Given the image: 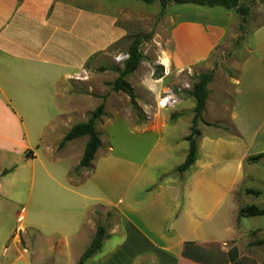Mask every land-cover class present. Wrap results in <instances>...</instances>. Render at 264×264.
Listing matches in <instances>:
<instances>
[{"label":"crops","instance_id":"crops-1","mask_svg":"<svg viewBox=\"0 0 264 264\" xmlns=\"http://www.w3.org/2000/svg\"><path fill=\"white\" fill-rule=\"evenodd\" d=\"M96 2L99 6L91 7ZM177 5L170 6L169 43L157 48L168 54V65L157 60L156 52L154 60L143 58L126 76L145 114L133 123L142 151L125 160L110 155L111 147L97 159L95 154L90 175L73 184L69 172L79 163L86 137L76 150L74 142L81 137L60 149L58 144L71 126L87 119L86 110L93 111L99 98L91 89L86 92L70 83L86 82L87 62L126 37L127 25L119 23L117 12L101 9L100 0H0V198H8L6 184L18 179L29 182L27 199L38 206L55 192L52 198L58 202L62 197L68 205L77 202L71 197L81 198L79 218L64 215L70 222H56L49 232L67 250L70 240L73 249L83 244L70 264L94 236V208L100 209L107 236L85 264H229L233 249L237 258L264 264V251L253 246L263 238L245 240L244 245L255 250L244 252L234 238L208 240L237 226L239 208L249 203L236 197L245 172H251L246 170L248 158L264 154V23L249 34L238 72L227 79L231 89L227 81H219L206 100L204 120L226 121L228 128L198 125L196 159L179 173L175 168L187 154L183 137L189 133L195 106L189 81L199 70L214 67L213 53L231 34L237 15L221 6ZM154 65L161 67L158 76ZM167 93L175 97L171 107L160 103ZM87 101L93 103L89 108ZM172 112H177L173 118ZM183 120L186 127L180 129ZM61 127L65 130L59 132ZM59 152L74 162L71 158L62 168L55 156ZM116 159L124 168L110 164H117ZM4 169L9 172L2 174ZM87 179L92 186L86 185ZM22 208L18 217L24 219ZM48 213L47 222L64 218ZM231 218L236 221L232 228ZM31 219L38 232L44 216Z\"/></svg>","mask_w":264,"mask_h":264},{"label":"rangeland","instance_id":"rangeland-1","mask_svg":"<svg viewBox=\"0 0 264 264\" xmlns=\"http://www.w3.org/2000/svg\"><path fill=\"white\" fill-rule=\"evenodd\" d=\"M77 1L82 2V0ZM242 1L243 4L248 7V14L245 16V20L242 21L239 14L236 13L237 16H235L237 17V20L232 26V32L230 31L231 34L213 53L214 67L209 70H199V73L197 74L199 75L204 72L212 73V78L207 83V90L209 87L207 94L208 99L210 98V92L214 91L216 84H219L221 81L228 82V77L230 75L235 76L238 72L239 62L247 53L246 42L249 39V34L257 26L264 23V0ZM100 2L101 9H109L117 12L119 23H122L124 26L127 25L128 35L119 40L115 45L109 47L101 55L97 56V58H93L87 62L84 67L83 76L86 82H71L70 85L76 89H84L86 92L91 89L93 91L91 94L96 98H99V104L102 102L104 104V115L96 122V128L100 132L101 138V146L96 152V159L105 155L111 147L110 155L125 160L127 156L133 155L134 157L137 156V152L142 151L140 145L137 144L142 140L138 139V134L133 130V123L139 122L145 118V114H143L140 108L135 109L132 106L129 97L125 93L112 90L110 83L117 77L120 70H122L123 62L128 57L127 47L133 37H142V35L145 34L150 35L149 39L142 40L140 44L143 58L149 60L155 59V53L157 52L158 46L163 45V43H169L170 22L168 19L173 11L170 10L171 4L166 8H162L158 1L146 3L142 0H100ZM95 5L99 6V2L94 3L91 7H96ZM156 55L158 61L168 65L169 56L166 52L158 51ZM153 68L155 71V65ZM193 80L194 78L192 81H189L190 86H188L190 90ZM228 84V89L230 90L231 83L228 82ZM189 88L186 87V89ZM93 102L95 103V101ZM92 104V102L87 101L88 108L91 107ZM172 104L174 103L168 104L167 106L171 107L173 106ZM90 112L91 111L86 110L87 118ZM173 113L177 114V112H172L171 118L174 117ZM203 114L204 111L202 117ZM185 123L186 121L183 120V122L179 123L178 128H185ZM214 123H219L220 125L223 124V127L228 128V123L226 121H216ZM200 124L201 123H198V125ZM12 129L13 127L11 126V130ZM15 130L17 131V129ZM62 130H65V127H61L59 132ZM179 132L181 131L179 130ZM54 135L57 136V133ZM16 137L20 139L19 134H17ZM84 138L85 137H81L80 140L74 142L75 150L78 148V144H82ZM144 141L147 142L146 139H144ZM55 156L60 159L58 163L62 168H65L69 160L72 158L66 155L65 152H63L62 155L61 152L56 153ZM253 157L257 158L256 160H248L250 164H248L246 170L250 168L251 172H245V178L242 183L243 187L237 192L236 197L238 198L240 195L239 198L241 202H249L242 204V206L254 204L260 208H264V154L255 155ZM109 160H111V158H109ZM71 161H73V158ZM116 162L118 163L110 164L120 165L124 168L118 159H116ZM108 167L109 163L105 162L104 168L108 169ZM72 169L70 170L68 177L69 181L73 184L77 183L79 180L81 181L85 179V177L89 176L91 173L89 168H82L79 172H74ZM85 172L87 174H85ZM88 181L89 179L86 180V185L92 186V183H88ZM249 188L258 190L259 194L256 195L246 192V189ZM6 191L9 193L8 198L3 196L0 198V264H70L71 257H78L81 253V247L79 246H83V244L80 243V245H78L77 243L73 249L75 242L74 240H70L71 244L67 250L65 245L63 246L58 243L56 237V239L52 236L50 237L49 232L52 233V225H55L56 222H59L60 226H64L66 222H70V216L67 217L64 215L70 214L77 219L79 218L78 214L81 212L83 205L79 201L82 200L81 198L77 195L71 197L73 201L75 199L77 202L68 205L70 202L62 200V197H60L58 202L57 200H54L53 198H56L54 197L56 194L55 192L50 198L45 195L46 201H43L45 204L38 206L33 201L34 199H27L30 192L29 182L27 181L24 183L20 179L16 180L12 185L9 184V186H7L6 184ZM81 192H83V190H81ZM22 207L26 210L24 219L18 217V214L22 212ZM41 209H43V212L39 211ZM46 212H49L48 216L52 214L51 216L58 215V217L62 218L64 216V218L56 220L54 223L52 221L47 222ZM92 212L93 214L91 213V217L97 222V224L100 223V209L94 208ZM33 215L35 216L33 217ZM38 215L44 216V222L38 223L41 225H37L39 228L37 229L39 230L37 232L35 229L36 223H33L31 218L34 219ZM72 221L74 220L72 219ZM229 222L231 228L233 225L235 227V219L231 218V221ZM47 224V227L42 226H46ZM239 232L250 233L241 238L235 237ZM84 233L87 234V230L84 231ZM222 236H224L225 239H227V237H229V239L234 238V242L243 247L242 252L246 249L250 251L252 249L255 250L257 247L264 251V244L261 243L253 244L255 248H253V246L244 245L245 240L254 241L264 238V215L240 217L237 220V226L234 230L224 233L223 235L215 234L212 239L208 240L221 242V240L224 239ZM245 237L247 238L244 239ZM50 246H53L52 251L49 249Z\"/></svg>","mask_w":264,"mask_h":264},{"label":"trees","instance_id":"trees-1","mask_svg":"<svg viewBox=\"0 0 264 264\" xmlns=\"http://www.w3.org/2000/svg\"><path fill=\"white\" fill-rule=\"evenodd\" d=\"M146 3L153 1H158L162 8H166L169 4H195L200 6H221L228 10H234L241 17L242 21L245 20V16L248 14V7L243 4L242 0H142ZM150 38L149 34L140 36H135L131 40L127 47L128 57L123 62V68L120 70L117 77L110 83L112 90L122 91L129 97V101L135 109H139L135 94L131 84L126 79V76L136 70L139 63L143 59V54L140 50V44L142 40H147ZM160 66H155L154 76L160 74ZM212 78L211 72L200 73L192 82V87L190 94L195 99V106L193 108V117L191 120V126L189 128V133L183 137L188 143V150L184 161L179 164L175 170L182 173L187 168L192 165L197 156V141L200 136V130L198 128V123H203L209 125L203 117L202 113L205 109V102L208 94L207 83ZM104 115V104L100 103L93 111L89 113L88 118L85 121L78 122L70 127V129L65 133L62 140L58 144V148H62L67 141L75 139L77 137H86L84 144V149L79 163L72 169L74 172H79L82 168H90L91 162L95 157L97 150L101 146L100 132L96 128V122ZM218 126L217 123L210 124ZM26 156H31L29 151H26ZM257 157H249L248 160H256ZM9 172L8 169H4L3 173ZM246 192L258 195L259 191L254 189H246ZM264 215V208H260L254 204L241 206L238 210V217L247 216H262ZM107 236L105 227L98 223L94 236L92 237L89 245L85 248L81 256L79 257L76 264H85L86 260L98 252L101 248L104 238ZM264 243V238L260 241ZM186 247V246H185ZM198 250H202L203 247L196 245ZM186 249V248H185ZM185 251V250H184ZM183 251V254H184ZM221 253V252H220ZM232 258L229 264H255L253 261L240 257L237 258V252L235 249L233 251Z\"/></svg>","mask_w":264,"mask_h":264},{"label":"built area","instance_id":"built-area-1","mask_svg":"<svg viewBox=\"0 0 264 264\" xmlns=\"http://www.w3.org/2000/svg\"><path fill=\"white\" fill-rule=\"evenodd\" d=\"M175 101V98L173 97L172 94L170 93H167L164 97H163V102H162V105L165 107L167 106L168 104H171Z\"/></svg>","mask_w":264,"mask_h":264},{"label":"bare ground","instance_id":"bare-ground-1","mask_svg":"<svg viewBox=\"0 0 264 264\" xmlns=\"http://www.w3.org/2000/svg\"><path fill=\"white\" fill-rule=\"evenodd\" d=\"M161 104H162V101H161Z\"/></svg>","mask_w":264,"mask_h":264}]
</instances>
